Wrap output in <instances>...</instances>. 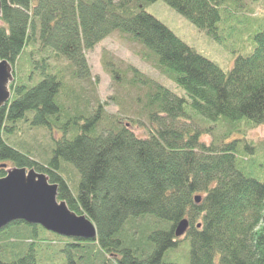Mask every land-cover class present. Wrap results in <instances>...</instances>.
<instances>
[{
	"label": "trees",
	"instance_id": "obj_1",
	"mask_svg": "<svg viewBox=\"0 0 264 264\" xmlns=\"http://www.w3.org/2000/svg\"><path fill=\"white\" fill-rule=\"evenodd\" d=\"M0 1V59L14 69L28 52L0 108V177L4 162L46 174L58 185L57 199L97 230L94 240L66 239L62 264H179L168 256L183 218L188 264H264V142L245 138L264 124V21L247 16L238 0H160L225 49L236 37L253 39V50L224 72L143 9L158 0ZM114 31L155 54L185 94L132 69L155 125L145 137L124 124L102 133L100 106L92 115L68 114L58 101L65 72L88 78L84 51ZM21 123L62 131L45 163L6 142ZM63 164L79 176L72 188ZM40 232L24 221L0 229V264H36L34 246L46 240Z\"/></svg>",
	"mask_w": 264,
	"mask_h": 264
},
{
	"label": "rangeland",
	"instance_id": "obj_2",
	"mask_svg": "<svg viewBox=\"0 0 264 264\" xmlns=\"http://www.w3.org/2000/svg\"><path fill=\"white\" fill-rule=\"evenodd\" d=\"M238 2L247 16L264 21V0H238ZM143 9L169 28L187 46L215 62L224 72L232 68L238 54L246 55L253 50L254 41L248 35L232 39L229 49H225L163 1L148 3ZM29 50L30 48L27 49ZM27 54L28 52L24 53L22 62L14 66L13 78L16 73L22 75L27 68ZM35 54L32 57L37 59ZM84 54L89 67V77L76 79L70 76V72H65L64 88L58 101L68 114L79 111L88 116L94 114L100 106L99 130L102 133L115 129L119 124H124L137 136L145 137L149 129L155 126L147 121V111L143 109L146 88L140 83L132 82V69L163 85L179 97L185 96L184 91L162 73L157 65V56L127 34L114 31L97 43L93 49L85 50ZM57 63L63 65L65 62L60 59ZM199 120V126L209 125L207 121ZM180 122L186 125L191 123L185 119ZM56 127H53L50 132L45 127H31L28 123H21L17 134L4 138L7 143L28 153L31 159L43 164L51 156L52 139L62 135V131ZM223 131V128L219 130L220 133ZM236 136L239 135L233 134L231 138ZM245 136L246 139L262 144L264 124L246 131ZM211 139L210 134H202V140L205 143H209ZM4 164L5 166H2L4 172L13 167L10 162H4ZM62 169L63 177L72 188L79 178L77 172L66 164L62 165ZM199 195L203 197L202 194ZM44 231L45 233L40 232V234L46 239L45 242L38 239V244L36 243L37 246L35 244V250H33L36 264H62L63 258L58 251L68 238L59 236V239L51 232ZM177 241H179L178 247L169 253L168 258L176 259L179 264H188L189 254L185 235L178 237Z\"/></svg>",
	"mask_w": 264,
	"mask_h": 264
},
{
	"label": "water",
	"instance_id": "obj_3",
	"mask_svg": "<svg viewBox=\"0 0 264 264\" xmlns=\"http://www.w3.org/2000/svg\"><path fill=\"white\" fill-rule=\"evenodd\" d=\"M1 14L0 1V20ZM13 80L12 65L0 59V108L10 100ZM57 194L58 185L49 182L46 174L34 168L13 166L6 169L5 175L0 177V229L14 221H24L62 237L96 239L94 223L85 214L70 210L64 200L57 199ZM194 199L198 203L201 196L196 195ZM188 224L186 218L181 219L175 226V236H183Z\"/></svg>",
	"mask_w": 264,
	"mask_h": 264
}]
</instances>
